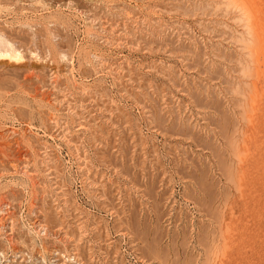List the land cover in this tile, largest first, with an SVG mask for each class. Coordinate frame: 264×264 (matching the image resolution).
<instances>
[{
	"label": "rangeland",
	"instance_id": "obj_1",
	"mask_svg": "<svg viewBox=\"0 0 264 264\" xmlns=\"http://www.w3.org/2000/svg\"><path fill=\"white\" fill-rule=\"evenodd\" d=\"M10 1L17 11L1 14L17 25L26 67L0 69V264H264V0L259 50L241 11L210 0Z\"/></svg>",
	"mask_w": 264,
	"mask_h": 264
},
{
	"label": "bare ground",
	"instance_id": "obj_2",
	"mask_svg": "<svg viewBox=\"0 0 264 264\" xmlns=\"http://www.w3.org/2000/svg\"><path fill=\"white\" fill-rule=\"evenodd\" d=\"M25 1H26V0H25ZM25 1H23V2H25ZM28 1H29V0H28ZM28 1H26V3H27ZM36 1H37V0H36ZM42 1H43V0H42ZM50 1H51V0H50ZM63 1H64V0H63ZM65 1H66V0H65ZM68 1H69V0H68ZM68 1H67V2H68ZM89 1H91V0H89ZM96 1H97V0H96ZM107 1H108V0H107ZM122 1H123V0H122ZM122 1H121V2H122ZM124 1H126V0H124ZM124 1H123V2H124ZM127 1H128V0H127ZM127 1H126V2H127ZM129 1H130V0H129ZM129 1H128V2H129ZM133 1H134V0H133ZM139 1H140V0H139ZM151 1H152V0H151ZM154 1H155V0H154ZM168 1H169V0H168ZM175 1H176V0H175ZM178 1H179V0H178ZM181 1H182V0H181ZM183 1H185V0H183ZM189 1H190V0H189ZM197 1H199V0H197ZM197 1H196V2H197ZM200 1H201V0H200ZM210 1H211V2H210L211 4H210L207 0H206V1L204 0V2H208V3H209V6H210V7L212 6V3H214V4L216 5V7H219V10L217 9L218 12H219L220 9H221V10H223L222 12L224 13V11H226L227 8H228V9L232 8L233 10H234V9H237L238 11H241L240 14H242V15L244 16L243 18H242V16H241V19L243 20V23L245 24V21L247 22V24H245V25L242 24V27L245 28L246 25H247V26L249 27V29H250L249 34H250V36L252 35V36H251L252 38L250 39L251 42H250V40H249V38H248V41L251 43V44H250V47H253V48L255 47V49H256V46H254V45H257V44L260 45V44H261V40H262V38H261L260 32L256 30V29H257V25H258V22H257V15H256V12H258V11H256V8L258 7V1H257V0H210ZM55 2H56V1H55ZM55 2H54V3H55ZM57 2L60 3L61 0H60V1H57ZM67 2H66V3H67ZM92 2H93V0H92ZM97 2H98V1H97ZM103 2H104V1H103ZM113 2H115V1H113ZM116 2H117V1H116ZM128 2H127V3H128ZM135 2H136V1H135ZM152 2H153V1H152ZM179 2H180V1H179ZM196 2L194 1V3H196ZM41 3H42V2H41ZM63 3H64V2H62V4H63ZM66 3H65V4H66ZM74 3H75V2H74ZM79 3H80V2H79ZM127 3H126V4H127ZM133 3H134V2H133ZM136 3H137V2H136ZM147 3H148V2H147ZM147 3H144V5L147 4ZM189 3H190V2H189ZM199 3H200V2H199ZM199 3H196V4H199ZM202 3H203V2H202ZM13 4H14V3H13L12 1H10V0H0V69H1V70H5L6 72H7V71L14 70L16 73H18V72H21V70H18V69H20V68H23V69H24V67H26V65H25V64H20V65L17 64V62L20 63V62L24 61V57H25V56H24V53H23L22 50H21V46L18 44L20 41L17 42V40H18V39H17L18 36H15V33H14V31H16L15 28H14L15 25H16V23H14V22H8V20H4V19H3L4 16L6 17V15H4V14L6 13V12L4 13L5 10H7V11H13V12H8L7 14H9V15H11V14L13 15V13H15V12L17 11L16 7H15ZM44 4H45V3H44ZM69 4H70V3H68V5H69ZM83 4H84V3H83ZM85 4H87V3H85ZM85 4H84V5H85ZM91 4H92V3H91ZM129 4H130V3H129ZM139 4H140V3H139ZM139 4H138V5H139ZM149 4H150V3H149ZM156 4H157V3H156ZM156 4H154V5H156ZM170 4H171V2H170ZM172 4H173V3H172ZM174 4H175V3H174ZM191 4H192V3H191ZM191 4H190V7H191ZM206 4H207V3H206ZM12 5H13L15 8L11 9V8H12V7H11ZM21 5H22V4H21ZM26 5H27V4H26ZM32 5H33V4H32ZM49 5H50V4H49ZM84 5H83V7H84ZM94 5H95V4H94ZM118 5H120V4L118 3ZM130 5H131V4H130ZM138 5H137V6H138ZM147 5H148V4H147ZM158 5H159V4H158ZM202 5H204V4H202ZM52 6H53V4H52ZM52 6H51V8H52ZM56 6H58V5L56 4ZM63 6H65V5H63ZM88 6H89V5H88ZM127 6H128V5H127ZM133 6H134V5H133ZM137 6H136V8H137ZM140 6H141V5H140ZM152 6H153V5H152ZM160 6H161V4H160ZM166 6H167V5H166ZM168 6H169V5H168ZM168 6H167V7H168ZM192 6H193V5H192ZM205 6H206V5H205ZM205 6H204V7L202 6V8H201V6H200V8H201V9H205ZM262 6H263V5H262ZM38 7H39V6H38ZM40 7H41V6H40ZM61 7H62V5H61ZM73 7H75V6H73ZM80 7H81V6H80ZM110 7H111V6H110ZM110 7H109V8H110ZM145 7H146V6H145ZM148 7H149V6H148ZM153 7L155 8V6H153ZM162 7H163V6H162ZM162 7H161V9H162ZM167 7H166V8H167ZM190 7H189V8H190ZM195 7H196V6H195ZM206 7H207V6H206ZM212 7L214 8V5H213ZM19 8H20L21 11L24 10V9H25V10L29 9V10H30V11L28 10L29 12H31V11L34 12V11H35V13H36V11L39 9V8H38V9L36 10L33 6H30V7L27 6V7H26L25 5H24V6H21V7H19ZM77 8H78V7H77ZM92 8H93V7H92ZM106 8H108V6H106ZM123 8H124V6H123ZM131 8H132V7H131ZM139 8H140V7H139ZM172 8H173V7H171V9H172ZM176 8H177V6H176ZM180 8H181V7H180ZM193 8H194V7H193ZM196 8H199V6L196 7ZM196 8H195V9H196ZM200 8H199V10H200ZM213 8H211V10H212V11H216V10H214ZM260 8H261V7H260ZM59 9H60V8H59ZM62 9H63V8H62ZM84 9H85V8H84ZM90 9H91V8H90ZM97 9H98V8H97ZM101 9H102V7H101ZM117 9H118V7H117ZM171 9H170V10H171ZM178 9H179V7H178ZM178 9H177V10H178ZM181 9H182V8H181ZM183 9H184V8H183ZM207 9H208V7H207ZM207 9H206V10H207ZM209 9H210V8H209ZM25 10H24V11H25ZM40 10H42V9H40ZM48 10H49V9H48ZM48 10L46 11V12H47V15H49V14H48ZM51 10H52V9H51ZM56 10H57V9H56ZM92 10L94 11V9H92ZM121 10H122V9H121ZM146 10L149 11V8L146 9ZM151 10H152V9H151ZM158 10H159V9H158ZM168 10H169V9H168ZM173 10H174V9H173ZM188 10H189V9H188ZM190 10H191V9H190ZM197 10H198V9H197ZM211 10H210V11H211ZM237 10H235V11L237 12ZM263 10H264V9H263ZM44 11H45V10H44ZM44 11H43V12H44ZM61 11H62V10H61ZM64 11H65V10H64ZM64 11H63V12H64ZM77 11H78V10H77ZM95 11H96V9H95ZM99 11H100V10H99ZM110 11H111V10H110ZM115 11L117 12V10H115ZM152 11H153V10H152ZM160 11H161V10H160ZM201 11H202V10H201ZM203 11H204V10H203ZM230 11H231V10H230ZM235 11H231V12H233V14H234V13L236 14ZM19 12H20V11H19ZM19 12H17V14H18ZM37 12H38V11H37ZM40 12H42V11H40ZM52 12H53V11H52ZM52 12H51V13H52ZM56 12H57V11H56ZM59 12H60V11H59ZM59 12H58V13H59ZM75 12H76V11H75ZM80 12H81V10H80ZM80 12H79V13H80ZM90 12H91V11H90ZM101 12H102V11H101ZM103 12H104V11H103ZM124 12H125V11H124ZM139 12H141V11H139ZM153 12H155V11H153ZM157 12H158V11H157ZM161 12H162V11H161ZM177 12H178V11H177ZM196 12H197V11H196ZM204 12H205V11H204ZM218 12H217V13H218ZM227 12L229 13V10H227ZM227 12H225V14H226ZM1 13H4V14H1ZM21 13H22V12H21ZM38 13H39V12H38ZM61 13H62V12H61ZM77 13H78V12H77ZM77 13H75V14H77ZM94 13H96V12H94ZM109 13H110V12H109ZM159 13H160V12H159ZM180 13H181V12H180ZM190 13H191V12H190ZM193 13H194V12H193ZM199 13H200V12H199ZM214 13H215V12H214ZM223 13H221V14H223ZM261 13H262V11H261ZM24 14H25V13H24ZM28 14H30V13H28ZM32 14H33V13H32ZM63 14H64V13H63ZM65 14H66V12H65ZM68 14H69V13H68ZM81 14H82V13H81ZM106 14H107V12H106ZM106 14H105V15H106ZM116 14H117V13L114 12V15H115V16H116ZM118 14H119V13H118ZM124 14H125V13H124ZM148 14H149V13H148ZM156 14H158V13H156ZM156 14H155V15H156ZM202 14H203V13H202ZM208 14H209V12H208ZM210 14H211V12H210ZM210 14L208 15V17L210 16ZM215 14H216V13H215ZM225 14H224V15H225ZM229 14H230V13H229ZM15 15H16V14H15ZM35 15H36V14H35ZM35 15H34V16H35ZM40 15H41V14H40ZM40 15H39V16H40ZM42 15H43V14H42ZM96 15H97V13L95 14V16H96ZM121 15H122V14H121ZM126 15H127V14H126ZM146 15H147V14H146ZM146 15H145V16L142 15V16H144L143 19L146 17ZM159 15H160V14H159ZM191 15H192V14H191ZM211 15H212V14H211ZM217 15H218V14H217ZM217 15H215V16H217ZM219 15H220V14H219ZM237 15H238V12H237ZM23 16H24V15H23ZM34 16H33V17H34ZM36 16H37V15H36ZM53 16H54V15H53ZM67 16H68V15H67ZM70 16H71V15H70ZM70 16H68V17H70ZM110 16H112V15H110ZM119 16H120V14H119ZM137 16H138V15H137ZM140 16H141V15H140ZM140 16H139L138 19H140ZM142 16H141V19H142ZM147 16H148V15H147ZM157 16H158V15H157ZM163 16H164V15H163ZM225 16H226V15H225ZM225 16H224V17H225ZM239 16H240V15H239ZM2 17H3V18H2ZM17 17H18V15H17ZM19 17H20V16H19ZM25 17H26V16H25ZM27 17H28V16H27ZM30 17H32V16L30 15ZM68 17H67V18H68ZM78 17H79V16H78ZM89 17H90V16H89ZM100 17H101V15H100ZM124 17H125V16H124ZM150 17H152V16H150ZM158 17H159V16H158ZM193 17H194V16H193ZM232 17H233V18H235V17L237 18V16L234 17V16L232 15V16H231V19H233ZM1 18H2V20H1ZM12 18H13V17H12ZM20 18H21V17H20ZM35 18H37V17H35ZM45 18H46V17H45ZM110 18H111V17H110ZM116 18H117V16H116ZM119 18H120V17H119ZM132 18H133V17H132ZM136 18H137V17H136ZM153 18H154V17H153ZM174 18H175V17H173V19H174ZM201 18H203V17H201ZM227 18H228V15H227ZM239 18H240V17H239ZM244 18H245V19H244ZM17 19H18V18H17ZM24 19H25V18H24ZM26 19H28V18H26ZM38 19H39V17H38ZM56 19H57V18H56ZM74 19H75V18H74ZM78 19H79V18H78ZM86 19H88V18H86ZM94 19H96V18H94ZM98 19H99V18H98ZM122 19H123V18H122ZM125 19L127 20V18H125ZM128 19H129V18H128ZM143 19H142V20H143ZM146 19H147V17H146ZM149 19L152 20L151 18H149ZM156 19H157V17H156ZM160 19H161V18H160ZM162 19H163V18H162ZM170 19H171V18H170ZM197 19H198V18H197ZM204 19H206V18H204ZM204 19H202V21H203ZM212 19H213V18H212ZM214 19H215V17H214ZM214 19H213V20H214ZM220 19H221V18H219V20H215V21H220ZM229 19H230V18H229ZM241 19H240L239 22H238L239 24L242 23V22H240V21H242ZM254 19H256V22L254 21ZM258 19H259V18H258ZM9 20H10V19H9ZM39 20H40V19H39ZM52 20H53V19H52ZM72 20H73V18H72ZM84 20H85V19H84ZM102 20H103V19H102ZM104 20H105V18H104ZM119 20H120V19H119ZM153 20H154V19H153ZM164 20H165V18H164ZM166 20H167V18H166ZM171 20H172V19H171ZM186 20H187V19H186ZM190 20H191V19H190ZM190 20H189V21H190ZM198 20H199V19H198ZM208 20H211V19H208ZM244 20H245V21H244ZM17 21H19V20H17ZM32 21H33V20H32ZM32 21H31V22H32ZM40 21H41V20H40ZM66 21H67V20H66ZM68 21H69V20H68ZM68 21H67V22H68ZM76 21H77V20H76ZM114 21H115V20H114ZM139 21H141V20H139ZM146 21H147V20H146ZM155 21H157V20H155ZM177 21H179V20H177ZM180 21H181V20H180ZM187 21H188V20H187ZM194 21H195V20H194ZM202 21H201V22H202ZM205 21H207V20H205ZM215 21H214V22H215ZM224 21H225V20H224ZM232 21H235V20H232ZM236 21H238V20H236ZM21 22H22V21H19V23H21ZM36 22H37V21H35L34 23H36ZM41 22L43 23L44 21H41ZM41 22H40V23H41ZM45 22H47V21H45ZM52 22H53V21H51V22H49V23H52ZM56 22H57V20H56ZM122 22H124V21L122 20ZM141 22H143V21H141ZM172 22H173V21H172ZM183 22H184V21H183ZM185 22H186V21H185ZM196 22H197V21H196ZM201 22H200V23H201ZM209 22H210V21H209ZM220 22H221V21H220ZM2 23H3V24H2ZM19 23H18V24H19ZM24 23H25L26 25H28L30 28H33V26H34L33 24H31V23H29V22H23V24H24ZM38 23H39V21H38ZM118 23H119V22H118ZM124 23H125V22H124ZM138 23H139V22H138ZM148 23H149V22H148ZM148 23H147V24H148ZM153 23H154V22H153ZM198 23H199V22H198ZM202 23L205 24L204 22H202ZM206 23H207V22H206ZM211 23H212V22H211ZM217 23H218V22H215V24H217ZM225 23H226V22H225ZM229 23H230V22H229ZM259 23H260V22H259ZM23 24H22V25H23ZM43 24H44V23H43ZM43 24H42V25H43ZM55 24H57V23H54V25H55ZM59 24H60V23H59ZM136 24H137V23H136ZM140 24H141V23H140ZM142 24H143V23H142ZM149 24H152V23H149ZM159 24H160V23H159ZM161 24H162V22H161ZM161 24H160V26H163V25H161ZM203 24H202V25H203ZM209 24H210V23H209ZM219 24H220V23H219ZM222 24H224V22H222ZM222 24H221V25H222ZM44 25H46V24H44ZM70 25H71V24H70ZM74 25H75V24H74ZM81 25H82V24H81ZM157 25H158V24H157ZM221 25H220V26H221ZM225 25H226V24H225ZM243 25H244V26H243ZM16 26H17V25H16ZM67 26H68V25H67ZM72 26H73V25H72ZM115 26H116V25H115ZM128 26H129V25H128ZM169 26H170V25H169ZM26 27H27V26H26ZM46 27H49V26L46 25ZM120 27H121V26H120ZM222 27H223V26H222ZM238 27H240V25H239ZM263 27H264V26H263ZM19 28H20V25H19ZM24 28H25V27H24ZM27 28H28V27H27ZM146 28H147V27H146ZM43 29H45V28H43ZM55 29H56V28H55ZM113 29H114V28H113ZM113 29H112V30H113ZM225 29H226V26H225ZM249 29H248V31H249ZM261 29H262V27H261ZM33 30H34V28H33ZM41 30H42V29H41ZM48 30H50V32H51V29H50V28H48ZM131 30H132V28H131ZM144 30H145V29H144ZM223 30H224V29H223ZM246 30H247V29H246ZM103 31H104V30H103ZM124 31H125V30H124ZM218 31H219V30H218ZM231 31H232V30H231ZM24 32H25V31H24ZM30 32H32V31H30ZM44 32H45V30H44ZM61 32H63V31H61ZM100 32H101V31H100ZM151 32H152V31H151ZM245 32H247V31H245ZM16 33L18 34V32H16ZM19 33H20V32H19ZM58 33H59V32H58ZM126 33H127V32H126ZM128 33H129V32H128ZM133 33H134V32H133ZM158 33H160V32H158ZM212 33H213V32H212ZM224 33H225V32H224ZM17 34H16V35H17ZM50 34H51V33H48V35H50ZM161 34H162V33H161ZM161 34H160V35H161ZM240 34H243V32H240ZM249 34H248V37H250ZM31 35H32V34H31ZM38 35L40 36V34H38ZM60 35H61V34H60ZM154 35H155V34H154ZM220 35H221V34H220ZM246 35H247V34H246ZM21 36H22V34H21ZM21 36L19 35V38H20ZM23 36H25V35L23 34ZM28 36H29L28 38H31V37H32V36H30V34H29ZM113 36L116 37V35H114V34H113ZM129 36H130V35H129ZM232 36H233V35H232ZM242 36H243V35H242ZM26 37H27V35H26ZM26 37H24V38L21 37L20 40H21V39H23V41L26 40V44L30 45V44L32 43V39H28V38L25 39ZM47 37H49V36H47ZM72 37H73V36H72ZM118 37H119V36H118ZM120 37H121V36H120ZM120 37H119V40L122 39V38H120ZM130 37H131V36H130ZM135 37H136V36H135ZM163 37H164V36H163ZM238 37L240 38V36H238ZM244 37H245V36H244ZM32 38H33V37H32ZM57 38H59V37H57ZM110 38H112V37H110ZM126 38H127V37H126ZM126 38H125V39H126ZM139 38H140V36H139ZM42 39H43V38H42ZM42 39H40V40H42ZM113 39H114V38H113ZM113 39H112V40H113ZM137 39H138V38H137ZM167 39H168V38H167ZM226 39H227V38H226ZM231 39H232V38H231ZM240 39H244V38H240ZM240 39H239V40H240ZM245 39H246V38H245ZM245 39H244V41H245ZM67 40H68V39H67ZM71 40H72V39H71ZM106 40H107V39H106ZM155 40H156V39H155ZM237 40H238V39H237ZM44 41H45V40H44ZM46 41H47V40H46ZM46 41H45V42H46ZM49 41H51V40H49ZM52 41H53V40H52ZM52 41H51V43H53ZM68 41H69V40H68ZM113 41H114V40H113ZM115 41H116V39H115ZM121 41H122V40H121ZM136 41H137V40H136ZM241 42H243V40H242ZM245 42H247V39H246ZM33 43H34V41H33ZM39 43H41V41H40ZM46 43H48V42H46ZM57 43H58V42H57ZM112 43H113V42H112ZM116 43H117V42H116ZM124 43H125V42H124ZM128 43H129V42H128ZM131 43H132V42H131ZM131 43H130V44H131ZM161 43H162V42H161ZM161 43H160V44H161ZM164 43H165V42H164ZM22 44H23V43H22ZM42 44H43V43H42ZM64 44H65V43H64ZM238 44H239V43H238ZM243 44L245 45V46L243 45L244 47L248 46V45H246V44H248V42H247L246 44L243 42ZM51 45H52V44H51ZM55 45H56V44H55ZM55 45H52V46H55ZM59 45H60V44H59ZM37 46H38V45H37ZM42 46H43V45H42ZM42 46H41V47H42ZM52 46H51V47H52ZM61 46H63V45H61ZM64 46H65V45H64ZM81 46H82V45H81ZM157 46H158V45H157ZM172 46H173V45H172ZM30 47H31V45H30ZM56 47H57V45H56ZM58 47H59V46H58ZM58 47H57V48H58ZM244 47H242V51L245 50ZM263 47H264V46H263ZM263 47H262V48H263ZM36 48H38V47H36ZM36 48H35V49H36ZM47 48H49V47H47ZM95 48H96V47H95ZM131 48H132V47H131ZM246 48H247V47H246ZM262 48H261V49H262ZM24 49H25V47H24ZM33 49H34V48H33ZM55 49H56V48H55ZM59 49H60V47H59ZM80 49H81V48H80ZM83 49H84V48H83ZM163 49H164V48H163ZM255 49H254V53H255V54H258V51H255ZM257 49H258V47H257ZM257 49H256V50H257ZM39 50H40V49H39ZM98 50H99V49H98ZM182 50H183V49H182ZM246 50H250V48H249V49L247 48ZM246 50H245V51H246ZM258 50H259V49H258ZM50 51H51V49H50ZM70 51H71V50H70ZM105 51H106V50H105ZM251 51H252V50H251ZM29 52H30V51H29ZM33 52H34V51H33ZM54 52H55V51H54ZM61 52H62V51H61ZM80 52H81V51H80ZM85 52H86V51H85ZM95 52H96V51H95ZM185 52H186V51H185ZM252 52H253V51H252ZM252 52H251V53H252ZM256 52H257V53H256ZM26 53H27V51H26ZM37 53H38V52H37ZM51 53H52V51H51ZM55 53H58V51H56ZM55 53H54V54L52 53V54L55 55ZM71 53H72V52H71ZM191 53H192V52H191ZM242 53H243V52H242ZM247 53H248V51H247ZM29 54H30V53H29ZM32 54H33V53H32ZM66 54H67V52H66ZM93 54H95V53H93ZM215 54H216V52H215ZM215 54H214V55H215ZM248 54H249V53H248ZM26 55H28V54H26ZM34 55H35V54H34ZM57 55H59V54H56V56H57ZM67 55L69 56V54H67ZM81 55H82V54H81ZM86 55H87V54H86ZM96 55H97V54H96ZM232 55H233V54H232ZM32 56H33V55H32ZM61 56H62V55H61ZM89 56H90V55H89ZM196 56H197V55H196ZM215 56H217V55H215ZM228 56H229V55H228ZM241 56H242V55H241ZM243 56H244V55H243ZM256 56H257V55H256ZM256 56L254 57L255 60H256V58L258 57V56H257V57H256ZM35 57H37V55H36ZM39 57H40V56H38V59H39ZM57 57L59 58V56H57ZM57 57H56V58H57ZM83 57H84V56H83ZM95 57H96V56H95ZM223 57H224V56H223ZM225 57H226V56H225ZM235 57H236V56H235ZM27 58H28V57H27ZM44 58H45V57H44ZM51 58H52V57H51ZM198 58H199V57H198ZM240 58H241V57H240ZM240 58H239V60H240ZM242 58H243V57H242ZM249 58H250V57H249ZM252 58H253V57H251L250 59H252ZM41 59H43V58H41ZM84 59H85V57H84ZM90 59H91V58H90ZM126 59H127V58H126ZM221 59H222V57H221ZM237 59H238V58H237ZM246 59H247V58H246ZM64 60H65V59H64ZM107 60H108V59H107ZM225 60H226V59H225ZM25 61H26V60H25ZM89 61H90V60H89ZM96 61H97V60H96ZM241 61H242V59H241ZM243 61H244V60H243ZM243 61H242V63H240V64H242L241 67L243 66ZM246 61H247V60H246ZM14 62H16V64H15ZM211 62H212V61H211ZM232 62H233V61H232ZM254 62H255V61H254ZM256 62H257V61H256ZM262 62H263V61H262ZM97 63H98V62H97ZM220 63H221V62H220ZM238 63H239V62H238ZM249 63H252V62H249ZM257 63H258V62H257ZM29 64H30V63L27 64L28 67H29ZM217 64H218V63H217ZM224 64H225V63H224ZM254 64H255V63H254ZM30 65H31V64H30ZM238 65H239V64H238ZM7 66H10L11 69L8 68ZM34 66H35V65H34ZM28 67H27V68H28ZM36 67H37V66H36ZM69 67H70V66H69ZM92 67H93V66H92ZM96 67H97V66H96ZM109 67H110V66H109ZM224 67H225V65H224ZM243 67H244V66H243ZM249 67H251V66H249ZM249 67H247V69H249ZM31 68L33 69V67H31ZM31 68H30V69H31ZM118 68H119V67H118ZM232 68H234V66H233ZM244 68H245V67H244ZM108 69H109V68H108ZM235 69H236V67H235ZM239 69H240V68H239ZM245 69H246V68H245ZM245 69H244V73H245V71H246ZM16 70H17V71H16ZM253 70H255V69H253ZM5 71H4V72H5ZM52 71H53V70H52ZM66 71H67V70H66ZM256 71H257V70H256ZM1 72H2V71H1ZM11 72H12V71H11ZM11 72H8V73L11 75V74H12ZM15 72H14V73H15ZM23 72H24V71H23ZM235 72H236V71H235ZM262 72H263V71H262ZM14 73H13V75H14ZM21 73H22V72H21ZM72 73H73V72H72ZM100 73H101V72H100ZM237 73H238V72H237ZM247 73H250V71L247 70ZM247 73H246V74H247ZM260 73H261V72H260ZM18 74H19V73H18ZM105 74H106V73H105ZM240 74H241V73H240ZM246 74H244V75L246 76ZM254 74H255V73H254ZM247 75H248V77L252 76V75H249V74H247ZM256 75H257V74H256ZM258 75H259V74H258ZM260 75H261V74H260ZM17 76H18V75H17ZM229 76H230V75H229ZM229 76H228V77H229ZM234 77H235V76H234ZM246 77H247V76H246ZM248 77H247V78H248ZM254 77H255V76H253V78H254ZM244 78H245V77H244ZM250 78H251V77H250ZM6 81H7V79H6ZM226 81H227V80H226ZM246 81H247V80H246ZM258 81H259V80H258ZM9 82L11 83V81H9ZM234 82H235V81H234ZM234 82H233V83H234ZM236 82L238 83V81H236ZM248 82H249V81H248ZM248 82H247V83H248ZM6 83H8V82H6ZM6 83H5V84H6ZM0 84H3V83H0ZM227 84H228V83H227ZM249 84H250V83H248V85H249ZM253 84H254V82H253ZM10 85H11V84H10ZM16 85H17V84H16ZM138 85H139V84H138ZM240 85H241V84H240ZM243 85H244V84H243ZM251 85H252V84H251ZM8 86H9V85H8ZM8 86H6V87H8ZM246 86H247V85H246ZM246 86H245V87H246ZM10 87H11V86H10ZM12 87H13V86H12ZM17 87H18V86H17ZM142 87H143V86H142ZM243 87H244V86H243ZM4 88H5V87H4ZM8 88H9V87H8ZM15 88H16V87H15ZM107 88H108V87H107ZM246 88H247V87H246ZM254 88H255V87H254ZM104 89H105V88H104ZM235 89H236V88H235ZM235 89H234V90H235ZM256 89H257V88H256ZM263 89H264V88H263ZM9 90H10V89H9ZM12 90H13V89H12ZM124 90H125V89H124ZM230 90H231V89H230ZM238 90H239V89H238ZM238 90H236V93H237ZM105 91H106V90H105ZM219 91H220V90H219ZM219 91H218V92H219ZM231 91H232V90H231ZM241 91H245V90H241ZM246 91H247V93L249 92L248 90H246ZM250 91H251V90H250ZM252 91H253V90H252ZM252 91H251V93H253ZM254 91H255V90H254ZM85 92H86V90H85ZM159 92H160V91H159ZM206 92H207V94H208V91H206ZM239 92H240V90L238 91V93H239ZM188 93H189V92H188ZM240 93H241L242 96H245V94H244L245 92H244V93H243V92H240ZM255 93H256V92H255ZM100 94H102V93L100 92ZM159 94H161V93H159ZM218 94H219V93H218ZM256 94H257V93H256ZM256 94H254V95H256ZM263 94H264V92H263ZM204 95H205V94H204ZM239 95H240V94H239ZM260 95H261V94H260ZM257 96H258V95H257ZM134 97H135V96H134ZM232 97H233V96H232ZM247 97H248V96H247ZM247 97H246V98H247ZM161 98H162V97H161ZM233 98H234V97H233ZM243 98H244V97H243ZM253 98H254V97H253ZM256 98H257V97H256ZM238 99H239V98H238ZM250 99H251V97H250ZM88 100H89V99H88ZM232 100H233V99H231V101H232ZM241 100H244V99H241V98H240L239 101H241ZM248 100H249V99H248ZM236 101H237V100H236ZM252 101H253V103H255L254 100H252ZM142 102H143V101H142ZM250 102H251V100L249 101V103H250ZM259 102H261V101H259ZM263 102H264V101H263ZM240 103H241V102L237 103V104H238L237 106H239ZM242 103H243V102H242ZM242 103H241V104H242ZM256 103H257V102H256ZM246 104L248 105V102H246ZM250 104H251V103H250ZM250 104H249V105H250ZM80 105H81V104H80ZM160 105H161V104H160ZM242 105H243V104H242ZM244 105H245V103H244ZM244 105H243V106H244ZM144 106H145V105H144ZM251 106H252V105H251ZM244 107H245V106H244ZM244 107H239V108H243V109H244ZM257 107H259V106H257ZM229 108H230V107H229ZM204 109H205V108H204ZM243 109H242V110H243ZM251 109H252V107H251ZM251 109H250V106H249V107H248V110L250 111ZM28 110H29V109H28ZM84 110H85V109H84ZM239 111H240V110H239ZM246 111H247V109H246ZM246 111H245V109H244V112H243V113H245V114L248 113V112H246ZM252 111L254 112L255 110L253 109ZM252 111H251V112H252ZM260 111H262V110H260ZM24 112H25V114H26V111H24ZM218 113H219V112H218ZM240 113H242V111H240ZM262 113H263V112H262ZM174 114H175V113H174ZM227 114H228V113H227ZM245 114H244V115H241L242 117L244 116V118H243L244 121L246 120V118H245V117H246ZM233 115H235V114H233ZM25 116H26V115H25ZM41 116H42V115H41ZM78 116H79V115H78ZM228 116H229V114H228ZM262 116H263V115H262ZM27 117H28V115H27ZM57 117H58V116H57ZM249 117H251V116H249ZM105 118H106V117H105ZM168 118H169V117H168ZM168 118H167V119H168ZM251 118H252V117H251ZM251 118H250V119H251ZM165 119H166V118H165ZM227 119H228V118H227ZM250 119H247V120L250 121V123H251V120H252V119H251V120H250ZM14 120H15V119H14ZM40 120H41V119H40ZM56 120H57V119H56ZM67 120H68V119H67ZM187 120H188V119H187ZM241 120H242V119H241ZM247 120H246V121H247ZM22 121H23V120H22ZM54 121H55V120H54ZM88 121H89V120H88ZM150 121H151V120H150ZM166 121H167V120H166ZM188 121H189V120H188ZM225 121H228V120H225ZM248 121H247V122H248ZM80 122H81V121H80ZM237 122H238V120H237ZM237 122H236V125H233V127H234V126L236 127L238 123H241V122H238V123H237ZM86 123H87V122H86ZM162 123H163V122H162ZM243 123H244V122H243ZM243 123H242V124H243ZM252 123H253V122H252ZM58 124H59V121H58ZM154 124H155V123H154ZM186 124H187V123H186ZM222 124H223V123H222ZM29 125H30V124H29ZM175 125H176V124H175ZM181 125H182V124H181ZM197 125H198V124H197ZM193 126H194V125H193ZM215 126H216V125H215ZM238 126H239V125H238ZM240 126H241V125H240ZM243 126H244V125H243ZM162 127H163V126H162ZM202 127H203V126H202ZM221 127H222V125H221ZM223 127H224V126H223ZM228 127H229V126H228ZM228 127H227V128H228ZM235 127H234L233 129L231 128V129H232L231 131H234V130H235ZM76 128H78V127H76ZM239 128H240V127H238V128L236 127V129H239ZM118 129H119V128H118ZM228 129H229V128H228ZM228 129H227V130H228ZM239 130H240V129H239ZM239 130H235L234 132L239 131ZM51 131H52V130H51ZM218 131H219V130H218ZM228 131H229V130H228ZM228 131H227V132H228ZM240 131L242 132V129H241ZM106 132H107V131H106ZM185 132H186V131H185ZM210 132H211V131H210ZM234 132H230V133L232 134V133H234ZM241 132H240V133H241ZM204 133H205V132H204ZM217 133H218V132H217ZM219 133H220V132H219ZM236 133H237V132H236ZM44 134H45V133H44ZM206 134H207V133H206ZM231 134H229V136H230ZM222 135H223V134H222ZM225 135H226V136H224V137H226V139H227V137H228V136H227V133H226ZM238 135H239V134H238ZM50 136H51V135H50ZM178 136H179V135H178ZM210 136H211V135H210ZM231 136H235V135H231ZM238 137H239V136H238ZM242 137H243V136H242ZM262 137H263V136H262ZM214 138H216V137H214ZM232 138H234V137H232ZM232 138H230V139H232ZM236 138H237V137H236ZM236 138H234L233 141L235 140V142H236ZM240 138H241V137H240ZM95 139H96V138H95ZM113 139H114V138H113ZM228 139H229V138H228ZM239 140H240V139H239ZM241 140H242L243 143H245V141L243 140V138H242ZM228 141H229V140H227V142H228ZM231 141H232V140H230L228 143H230ZM112 142H113V141H112ZM238 142H239V141H238ZM112 144H113V143H112ZM226 144H227V143H226ZM236 144H237V143H236ZM218 145H219V144H218ZM122 146H123V145H122ZM227 146H229V145L227 144ZM111 147H112V146H111ZM215 147H216V146H215ZM229 147H231V145H230ZM231 148H232V147H231ZM77 149H78V148H77ZM234 150H237V147L234 148ZM234 150H233V152H234ZM242 150H243V149H242ZM242 150H241V152H240V155H241V153L244 152V151H242ZM79 151H80V150H79ZM231 151H232V150H231ZM110 152H111V151H110ZM220 152H221V151H220ZM225 152H226V151H225ZM225 152H224V153H225ZM247 152H248V151H247ZM236 153H238V150L236 151ZM221 154H222V152H221ZM244 154H245V153H244ZM244 154H243V155H244ZM37 155H38V154H37ZM78 155H79V154H78ZM108 155H109V154H108ZM223 155H224V154H223ZM45 156H46V155H45ZM45 156H44V157H45ZM79 156H80V155H79ZM213 156H214V155H213ZM227 156H228V155H227ZM234 156H237V154L235 155V152H234ZM244 156H245V155H244ZM244 156H243V157H244ZM109 157H110V156H109ZM222 157H223V156H222ZM231 157H232V156H231ZM47 158H48V157H47ZM110 158H111V157H110ZM233 158H234V157H233ZM236 158H237V157H236ZM240 158H241V157L239 156V159H240ZM86 159H87V158H86ZM126 159H127V158H126ZM224 159H225V156H224ZM231 159H232V158H231ZM239 159H238V160H239ZM128 160H129V159H128ZM219 160H220V159H219ZM238 160H237V161H238ZM114 161H115V160H114ZM232 161H234V159H232ZM229 162H230V161H229ZM235 162H236V160H235ZM238 162H239V161H238ZM231 163H234V162H231ZM116 164H117V163H116ZM219 164H220V163H219ZM225 164L227 165V163H225ZM47 165H48V164H47ZM226 165H225V166H226ZM229 165H231V164H228L227 166H229ZM231 166L233 167V164H232ZM235 166H236V165H235ZM54 167H55V166H54ZM218 167H219V166H218ZM50 168H51V167H50ZM228 168H229V167H226V169H228ZM235 169H237V167H236ZM203 170H204V169H203ZM238 170H239V168H238ZM220 171H221V170H220ZM236 171H237V170H236ZM240 171H241V170H240ZM223 172H224V170H223ZM225 172L227 173V172H233V171H231V170H227V171H225ZM225 172H224V174H226ZM212 173H213V172H212ZM240 173H241V172H240ZM55 174H56V172H55ZM235 174H237V173H235ZM229 175H230V176L227 175V177H229V179L231 178V180H234V178H232L231 174H229ZM243 175H244V174H243ZM243 175H242V176H243ZM254 175H255V174H254ZM84 176H85V175H84ZM235 176H237V175H235ZM238 176H239V175H238ZM255 176H256V175H255ZM233 177H234V175H233ZM248 177H249V176H248ZM88 179H89V178H88ZM108 179H109V178H108ZM157 179H158V178H157ZM220 180H221V179H220ZM226 180H227V179H226ZM237 180H238V179H237ZM238 182H239V180H238ZM239 183H240V182H239ZM36 184H37V183H36ZM90 184H91V183H90ZM154 184H155V183H154ZM55 185H56V184H55ZM59 185H60V184H59ZM98 185H99V184H98ZM223 185H224V184H223ZM236 185H237V183H236ZM251 185H252V183H251ZM237 186H239V185H237ZM198 187H199V186H198ZM231 187H232V186H231ZM234 187H235V186H234ZM262 187H263V186H262ZM222 189H223V188H222ZM238 189H239V188H238ZM256 189H257V188H256ZM200 190H201V189H200ZM232 191H234L233 188H232ZM261 191H262V190H261ZM229 192H230V191H229ZM63 194H64V193H63ZM101 194H102V193H101ZM160 194H161V193H160ZM233 194H234V193H233ZM233 194H232V195H233ZM248 194L250 195V193H248ZM235 195H236V194H235ZM240 195H241V194H240ZM216 196H217V195H216ZM226 196H227V197H225V198H227V200H228V195H226ZM236 196H238V195H236ZM101 197H102V196H101ZM160 197H161V196H160ZM199 197H200V196H199ZM204 197H205V196H204ZM231 197H233V196H231ZM240 197H241V196H240ZM217 198H218V197H217ZM237 198H239V197H237ZM65 199H66V198H65ZM190 199H191V198H190ZM195 199H196V197H195ZM211 199H212V198H211ZM215 199H216V198H215ZM215 199L213 198V200H215ZM232 199H233V198H232ZM187 200H188V199H187ZM227 200H226V203L228 202ZM237 200L239 201V199H237ZM65 201H66V200H65ZM191 201H192V200H191ZM202 201H204V200L202 199ZM222 201H224V199H223ZM235 201H236V200H235ZM235 201H233V202H235ZM194 202H195V201H194ZM196 202H197V200H196ZM229 202H230V201H229ZM109 203H110V202H109ZM200 203H201V202H200ZM238 203H240V202H238ZM2 204H3V203H2ZM189 204H190V203H189ZM197 204H199V202H198ZM204 204H205V203H204ZM208 204H209V203H208ZM212 204H213V203H212ZM212 204H210V205H212ZM216 204H217V203H216ZM231 204H232V203H231ZM231 204H229V205H231ZM135 205H136V204H135ZM193 205H194V204H193ZM202 205H203V204H202ZM221 205H222V204H221ZM229 205H228V206H229ZM237 205H238V204H237ZM200 207H201V206H200ZM137 208H138V207H137ZM189 208H190V207H189ZM202 208H203V207H202ZM113 209H114V208H113ZM131 209H132V208H131ZM197 209H198V208H196V210H197ZM205 209H206V208H205ZM216 209H217V208H216ZM219 209H220V207H219ZM221 209H222V208H221ZM226 209H227V208H226ZM237 209H238V208H237ZM33 210H34V209H33ZM133 210H134V209H133ZM200 210H201V209H200ZM213 210H214V208H213ZM230 210H231V209H230ZM120 211H121V210H120ZM218 211H219V210H218ZM206 212H207V211H206ZM209 212H210V211H209ZM216 212H217V211H216ZM220 212H221V214H222V211H221V210H220ZM220 212H217V214L220 213ZM223 212H224V210H223ZM200 213H201V212H200ZM200 213H199V214H200ZM120 214H121V213H120ZM158 214H160V213H158ZM161 214H162V213H161ZM207 214H208V212H207ZM207 214H206V215H207ZM215 214H216V213H215ZM217 214L214 215V216L216 217V218H214V219H215V220L217 219V220L220 221V216L217 218V216H218ZM89 215H90V214H89ZM162 215H163V214H162ZM135 216H136V215H135ZM164 216H165V215H164ZM204 216H205V215H204ZM204 216H203V217H204ZM223 216H224V213H223ZM223 216H222V217H223ZM161 217H162V216H161ZM212 217H213V216H212ZM131 219H132V218H131ZM135 219H136V218H135ZM145 219H146V218H145ZM145 219H144V220H145ZM125 220H126V219H125ZM241 220H242V219H241ZM241 220H240V221H241ZM123 221H124V220H123ZM201 221H202V220H201ZM219 221H218V222H219ZM204 222H205V220H204ZM215 222H216V221H215ZM221 222H222V221H221ZM123 223H124V222H123ZM138 224H139V223H138ZM41 225H42V224H41ZM207 225H208V224H207ZM212 225H213V224H212ZM214 225H215V224H214ZM214 225H213V226H214ZM220 225H222V224L220 223ZM220 225H219V226H220ZM229 225H230V224H229ZM139 226H140V225H139ZM159 226H160V225H159ZM226 226H227V225H226ZM35 227H36V226H35ZM132 227H133V226H132ZM197 227H198V226H197ZM215 227H216V226H215ZM220 227H221V226H220ZM220 227H219V228H220ZM216 228H217V227H216ZM227 228H230V227H227ZM227 228H226L225 230H229V229H227ZM242 228H243V227H242ZM35 229H36V228H35ZM203 229H204V228H202V230H203ZM206 229H207V228H206ZM214 229H215V228H214ZM144 230H145V229H144ZM212 230H213V228H212ZM221 230H222V229H220V232H221ZM90 231H91V230H90ZM205 231H206V230H205ZM218 231H219V230H218ZM65 232H67V231H65ZM134 232H135V231H134ZM139 232H140V231H139ZM159 232H160V231H159ZM203 232H204V231H203ZM213 232L216 233V231H214V230H213ZM220 232H218V233H220ZM225 232H226V231H225ZM227 232H228V231H227ZM34 233H35V232H34ZM206 233H207V232H206ZM211 233H212V232H211ZM215 233H213L214 235H213V234H212V235L215 236V235H216ZM249 233H250V232H249ZM135 234H136V233H135ZM143 234H144V233H143ZM209 234H210V233H209ZM209 234H208V235H209ZM221 234H222V233H221ZM221 234H220V235H221ZM223 234H224V233H223ZM124 235H125V234H124ZM138 235H140V234H138ZM138 235H137V236H138ZM148 235H149V234H148ZM253 235H254V234H253ZM141 236H142V235H141ZM144 236H146V235L144 234ZM210 236H211V235H210ZM216 236H217V235H216ZM138 237H139V236H138ZM138 237H137V238H138ZM142 237H143V236H142ZM142 237H141V240L143 241L144 239H143ZM218 237H219V236H218ZM222 237H223V236H222ZM146 238H148V237L146 236ZM214 238H215V237H214ZM223 238L225 239V237H223ZM226 239H227V238H226ZM134 240H135V239H134ZM137 240H140V239H137ZM137 240H136V241H137ZM213 240H215V239H212L211 241H213ZM203 241H204V240H203ZM247 241H248V240H247ZM134 242H135V241H134ZM214 242H215V241H214ZM216 242H217V240H216ZM218 242H219V240H218ZM221 242H222V241H221ZM221 242H220V243H221ZM224 242H225V241H224ZM131 243H132V242H131ZM262 243H263V242H262ZM147 244H148V243H147ZM155 244H156V243H155ZM175 244H176V242H175ZM201 244H202V243H201ZM201 244H200V245H201ZM203 244H204V243H203ZM150 245H151V244H150ZM163 245L165 246V244H163ZM187 245H188V244H187ZM206 245H207V244H206ZM209 245H211V244H209ZM222 245H223V247H221V248H222V250H224V249H225V245L227 246L228 244H225V243L223 244V243H222ZM172 246H173V245H172ZM172 246H171V247H172ZM174 246H175V245H174ZM211 246H212V245H211ZM211 246H208V247L211 248ZM215 246H216V245H215ZM219 246H220V245H219ZM249 246H250V245H249ZM142 247H143V246H142ZM142 247H141V248H142ZM147 247H148V246H146V248H147ZM203 247H204V245H203ZM213 247H214V246H213ZM241 247H242V246H241ZM247 247H248V246H247ZM139 248H140V247H139ZM183 248H184V247H183ZM214 248H215V247H214ZM221 248H220V249H221ZM261 248H262V246H261ZM151 249H152V247H151ZM153 249H155V248H153ZM159 249H160V248H159ZM175 249H176V248H175ZM215 249H216V248H215ZM215 249H214V250H215ZM140 250H141V249H140ZM206 250H207V249H206ZM209 250H210V249H209ZM263 250H264V249H263ZM142 251H143V250H142ZM144 251H145V250H144ZM156 251L158 252V250H156ZM167 251H168V250H167ZM167 251H166V252H167ZM173 251H174V250H173ZM211 251H213V250H211ZM217 251H218V250H217ZM76 252H77V250H76ZM151 252H152V251H151ZM159 252H160V251H159ZM175 252H176V251H175ZM204 252H205V251H204ZM221 252H223V251H221ZM144 253H145V252H144ZM152 253H153V252H152ZM162 253H163V252H162ZM164 253H165V252H164ZM167 253H168V252H167ZM217 253H218V252H217ZM219 253H220V252H219ZM225 253H226V251H225ZM77 254H78V253H77ZM147 254H148V252H147ZM155 254H156V253H155ZM205 254H206V253H205ZM210 254H213V253H210ZM159 255H161V254H159ZM167 255H168V254H167ZM167 255H166V256H167ZM182 255H184V254H182ZM218 255H219V254H218ZM248 255H249V254H248ZM76 256H77V255H76ZM79 256H80V255H79ZM138 256H139V258L142 257V256L140 257V255H138ZM145 256H146V254L144 255V257H145ZM163 256H165V255H163ZM168 256H169V255H168ZM175 256H176V255H175ZM175 256H174V257H175ZM193 256H194V255H193ZM211 256H212V255H211ZM70 257H71V256H70ZM144 257H143V258H144ZM190 257H192V256H190ZM206 257H207V256H206ZM215 257H217V256H215ZM250 257H251V254H250ZM157 258H158V257H157ZM219 258H220V257H219ZM219 258H217V259L215 258V259H216V260H215V263H216L217 261H222V260H220L221 258H220V259H219ZM145 259H146V258H145ZM145 259H143V261H144ZM162 259H163V257H162ZM183 259H184V257H183ZM204 259H205V258H204ZM204 259H203V262H204ZM166 260H167V259H166ZM172 260H173V259H172ZM174 260L176 261V259H174ZM178 260H179V258H178ZM206 260H207V259H206ZM154 261H155V260H154ZM156 261H157V260H156ZM160 261H161V259H160ZM163 261H165V260L163 259ZM192 261H193V260H192ZM210 261H211V260H210ZM255 261H256V260H255ZM146 262H147V261H146ZM166 262H167V261H166ZM205 262L208 263L209 260H208V261H205ZM236 262H237V261H236ZM238 262H239V261H238ZM240 262H241V261H240ZM147 263H148V262H147ZM147 263H146V264H147ZM150 263H151V262H150ZM154 263H155V262H154ZM157 263H158V262H156V264H157ZM159 263L162 264V262H159ZM159 263H158V264H159ZM164 263H165V262H164ZM176 263H177V261L175 262V264H176ZM182 263H183V262H182ZM191 263H192V262H191ZM195 263H196V262H195ZM206 263H205V264H206ZM211 263H212V262H211ZM255 263H256V262H255ZM257 263H258V262H257ZM262 263H263V262H262ZM148 264H149V263H148ZM152 264H153V263H152ZM172 264H173V263H172ZM184 264H185V263H184ZM192 264H193V263H192ZM209 264H210V262H209ZM221 264H222V262H221ZM240 264H242V263H240Z\"/></svg>",
	"mask_w": 264,
	"mask_h": 264
}]
</instances>
